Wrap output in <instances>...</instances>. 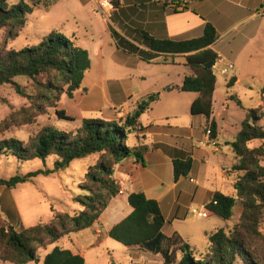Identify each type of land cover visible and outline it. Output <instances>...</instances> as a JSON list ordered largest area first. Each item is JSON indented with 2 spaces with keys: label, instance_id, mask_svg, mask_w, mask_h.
I'll return each instance as SVG.
<instances>
[{
  "label": "trees",
  "instance_id": "16d2710c",
  "mask_svg": "<svg viewBox=\"0 0 264 264\" xmlns=\"http://www.w3.org/2000/svg\"><path fill=\"white\" fill-rule=\"evenodd\" d=\"M84 1V0H83ZM111 0L114 10L110 15V32L115 41L117 52L138 57L141 61L152 63L163 55H187V65L194 74L187 76L179 92L199 93L191 108L194 116L207 119V128L217 138L218 124L213 119V98L217 87V77L213 67L219 55L212 46L219 39L216 27L206 23L204 33L199 38L174 40L166 33L161 34L157 25L122 26L120 18H132L138 14L139 4L152 0ZM40 6V2L30 5L21 0L16 5L9 0H0V31H7V42L19 37L28 22V15ZM48 6V5H47ZM46 6V7H47ZM172 7L175 13L181 7L179 2L169 5L164 0L162 9ZM184 7L181 11L186 10ZM91 68L88 50L75 45L60 33L48 35L38 45L26 47L19 51H0V86L10 85L16 93L30 102V107L21 110L20 124H33L38 116L47 114L48 109H56L60 119L74 121L65 110L57 105L66 95L70 99L81 89L86 73ZM17 78H27L33 82L34 92L28 93L17 83ZM232 78L228 87H232ZM159 98L153 94L142 100L134 113L123 122H109L101 119L87 118L73 132H64L46 126L38 134L22 141L16 138H0V158L11 157L19 162L54 159L53 168L37 170L26 175H17L8 180L0 179V188L14 189L19 185L33 182L39 176H51L68 169L75 161L98 156L94 165H90L79 184L80 194L72 193V202L80 206L74 214L60 212L51 207L52 221L39 223L18 231L14 225L0 223V261L4 264L40 263L38 249L52 245L64 236L78 234L100 225L103 212L116 198L122 187L114 177L115 169L128 158H134L144 164L149 148L138 138V145L130 148L129 136L138 131L139 119ZM13 114L11 115V117ZM264 113L252 109L230 145L239 162L232 168V186L235 196L215 192L206 204L208 216L214 215L231 221L237 204L242 205L240 220L231 231L220 229L208 236V249L203 253L193 250L180 235L167 238L164 233L166 218L160 203L150 200L144 193H132L129 205L133 208L130 216L117 224L109 232V237L126 248H139L143 251L161 255L164 264H235L244 259L246 264H264V256L259 252V245L264 249V148H252L253 142H264V127L260 125ZM14 116L0 124V135L13 125ZM16 121V120H15ZM174 178L178 182L188 177L193 168V159L187 155L176 158L173 162ZM259 247V248H258ZM181 253L178 259L177 253ZM42 264H86L80 255L70 250L55 246L48 253Z\"/></svg>",
  "mask_w": 264,
  "mask_h": 264
},
{
  "label": "rangeland",
  "instance_id": "374dc122",
  "mask_svg": "<svg viewBox=\"0 0 264 264\" xmlns=\"http://www.w3.org/2000/svg\"><path fill=\"white\" fill-rule=\"evenodd\" d=\"M20 1L9 0V4L16 5ZM27 2L30 5L34 2H40V6L28 15L27 25L21 30L16 40L7 42V31H0V51L3 47H6L7 50L19 51L26 47L38 46L48 35L60 33L75 45L88 50L91 60L98 69L102 62L105 64L110 62L111 65L109 66L111 68L118 67L113 60L119 61V54L123 53H115L117 48L109 27L112 23L109 18H105L99 7L91 0H27ZM260 2L264 4L263 0H260ZM167 3L171 6L176 4V1L167 0ZM212 8L214 9V7ZM262 12L263 9L260 4L252 6L248 12L232 23L236 27L230 29L227 36L225 30L219 29V43L216 49L226 60H234L238 77L241 78V81L233 87L225 85L222 78L218 79L216 93L213 98V112L219 125L220 140L222 142L236 139L241 124L246 120L247 113L250 110L260 109L264 113V16L259 15ZM242 20L244 21L239 23ZM112 54H117V57H112ZM143 66L150 69L157 68L156 65L148 67L147 64H144ZM163 68L171 71V78L175 81L180 79L182 72H184L181 67L175 68L171 65L166 66V68L164 65ZM148 77L150 80L145 86L148 89H154L156 81L151 80L156 79L158 76H153V79L150 75ZM231 79L227 80L230 82ZM16 81L28 93L34 92L33 82L29 79L17 78ZM150 93V95L159 94L155 90H150ZM168 94L166 91L165 95L162 96L163 102L160 110L164 109L163 111H165L167 109L165 106L170 98ZM174 96L179 95L174 94ZM79 103L80 101L75 102L74 98L70 99L65 95L57 105L59 110H65L69 116L73 117L74 121L60 119L56 115V109L49 108L47 114L38 116L33 124L22 125L19 123L23 117L21 110L30 107L29 100L17 94L10 85L0 86V124L13 116L16 120H13V125L9 130L3 132L0 138H16L26 142L46 126L59 131L73 132L81 126L83 121L84 114L79 113L77 109ZM184 103H181L178 110L175 109L172 112L180 121L186 118L190 119L191 116L190 106L186 107ZM96 115L101 118L100 114ZM147 116L146 114L144 119ZM260 125L264 127V118ZM203 126L204 124L200 128V134ZM207 126L206 123L204 128ZM130 138L133 139L134 135ZM127 144L130 148L133 147L129 140ZM250 146L252 148H264V142H253ZM209 148L212 149V147ZM97 160L98 156H93L90 159L75 161L68 169L51 176H39L33 182L19 185L14 189L0 188V196L2 193L4 194L3 199L0 201V223L7 224L11 222L18 231H22L24 228L39 223L52 221V206L60 212L74 214V209H79L80 206L72 202L71 192L81 193L79 184L83 183L88 166L94 165ZM262 160L264 166V159ZM53 161L54 159H48L46 162L41 160L19 162L11 157H2L0 158V179L8 180L11 177L26 175L40 169H52ZM197 177L195 176V178ZM199 181L200 186L197 188V196L193 200L191 197L184 200L185 207L183 209L185 213L192 201L194 203L192 213L189 212L191 220L188 222L182 221L178 224L184 240L192 246L195 253H197V257H199L198 253L204 254L208 249V239H205L204 235L215 233L220 229L233 230L238 224L242 213V205L238 203L231 221H226L211 214L208 218L202 217L197 206L209 199L206 192L208 183L202 178ZM188 185L190 186V192L194 193L197 190L195 185H190V183ZM226 191L235 193L233 186L229 183L226 186ZM100 226L101 224L78 234L64 236L55 244L39 248V264H42L45 256L55 246L63 243L65 246H69V237L73 235H77L83 242H88L89 232L92 230L97 235V229ZM261 231L264 234V223L261 226ZM103 237V235L100 237V241H103ZM90 244H93L92 241L87 245ZM259 247L260 254L262 253L264 256V249L260 245ZM129 250V248L109 238L107 244L94 245L89 249L88 264H128L130 260ZM177 255L178 259L182 257L180 252ZM31 264L37 263L32 262ZM142 264H147V262L144 260ZM235 264H246V262L244 259L238 258Z\"/></svg>",
  "mask_w": 264,
  "mask_h": 264
},
{
  "label": "crops",
  "instance_id": "0c3cea01",
  "mask_svg": "<svg viewBox=\"0 0 264 264\" xmlns=\"http://www.w3.org/2000/svg\"><path fill=\"white\" fill-rule=\"evenodd\" d=\"M175 1L181 4L178 9L179 13H175L172 7L163 11L164 0H152L144 5H138V7L143 6L139 7L138 14L140 16L135 15L132 18L122 16L120 18L121 25L132 27V21H136L139 26L157 25L160 28V33H166L171 39L189 40L201 37L206 23L213 24L218 35L220 28L225 30L226 36L229 35V30L236 27L232 23L248 12L252 6L258 4L263 9V12L259 15L264 16V4L260 0ZM91 2L99 7V10L107 19L113 13L114 8L110 4L111 0H91ZM121 6L125 7L123 0H121ZM184 7H187V9L181 11ZM218 43L219 39L212 46V49L219 57H223L216 49ZM119 55V61L113 60L118 67L113 68L109 66L111 65L110 62L106 64L102 62L98 69L91 60V68L85 75L81 89L75 93L74 97L75 102L80 101L77 109L79 113L84 114L83 120L95 118L109 122H123L134 113L142 100L150 96V90L158 92L159 98L139 119L138 131L129 136L130 138L134 135V138H128L133 146L131 148L138 145V138L142 139V143L149 148L145 155V163L141 164L134 158H128L116 167L114 177L120 183L123 194H119L114 198L101 215V226L97 229L98 234L96 235L91 230L88 242H83L77 235H73L69 237V246H65L64 243L58 245L62 249L70 250L74 255L82 256L86 264H88L89 249L94 245L107 244L111 229L132 214L133 208L128 201L132 193H144L148 199L160 203L166 218L163 233L167 238H172L175 234L183 238L178 224L182 221L188 222L191 220L189 212L192 213L194 206L192 201L188 209L185 208L188 210L185 213L183 209L185 207L184 200L187 197H191L193 200L197 196L200 178L208 183L206 192L209 199L197 208L200 209L202 206H206L215 192L235 196V193L226 191V186L228 183L232 185L233 177H235L232 168L239 162L230 145L234 141L225 140L222 142L218 125L216 138L220 145L218 151L209 147H200L199 143L205 139L204 126L207 119L203 116H194L191 112L192 105L200 98V94L179 92L177 90L178 87L182 86L187 76L194 74L193 69L187 65V55H163L152 63L141 61L138 57L128 54ZM112 57H117V54H112ZM230 62L235 64L234 60ZM144 64H147L148 67L156 65L157 68H146L143 66ZM164 65L165 68L168 65L175 68L181 67L184 72H182L180 79L173 80L171 71L164 69ZM149 75L152 79L153 76H158L156 79L151 80L156 81L154 89H148L145 86L150 80ZM231 78L236 79L233 86L241 81V78L238 77L237 67L235 72L230 74L229 79ZM227 79L223 80L225 85L228 86L229 81ZM166 91L169 93L170 98L165 106L167 109L163 111L164 109L160 110V106L163 102L162 96L165 95ZM174 94L179 96H174ZM183 102H185L186 107L190 106L191 116L190 119L186 118L180 121L172 112L175 109L178 110ZM96 114H100L101 118H98ZM146 114L148 116L144 119ZM213 119L216 120L214 114ZM202 124L204 126L200 134ZM183 155L193 159V168L188 177H182L176 182L173 162L174 159L182 158ZM195 176L198 177L195 178ZM189 183L195 185L197 190L194 193L190 192ZM3 197L4 194L2 193L0 201ZM102 235L104 236L103 241H100ZM209 235H204V238L208 239ZM91 241L93 244L88 246L87 244ZM129 249L130 260L128 264H142L144 260L147 264H164L161 255H154L139 248ZM0 264L4 263L0 261Z\"/></svg>",
  "mask_w": 264,
  "mask_h": 264
},
{
  "label": "built area",
  "instance_id": "2783aa9c",
  "mask_svg": "<svg viewBox=\"0 0 264 264\" xmlns=\"http://www.w3.org/2000/svg\"><path fill=\"white\" fill-rule=\"evenodd\" d=\"M173 1H175V0H173ZM235 69H236L235 64L226 60L223 57H219V59L217 60V62L215 63V65L213 67V71H214L215 76L217 78H222V79H227L228 77H230V74L233 73L235 71ZM204 134H205V139L199 143V146L204 147V148L212 147L214 150L218 151L220 145L216 141V139L213 138L212 130L207 128L205 130ZM120 194H123V192L121 191ZM200 211H201L200 214L202 217H204V218L209 217L208 212L206 210V206H202L200 208Z\"/></svg>",
  "mask_w": 264,
  "mask_h": 264
},
{
  "label": "bare ground",
  "instance_id": "6f19581e",
  "mask_svg": "<svg viewBox=\"0 0 264 264\" xmlns=\"http://www.w3.org/2000/svg\"><path fill=\"white\" fill-rule=\"evenodd\" d=\"M107 2V1H106Z\"/></svg>",
  "mask_w": 264,
  "mask_h": 264
}]
</instances>
